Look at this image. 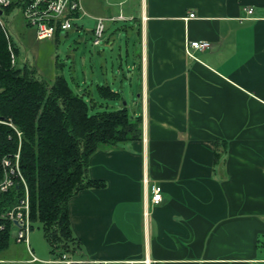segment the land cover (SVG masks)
<instances>
[{"label": "crops", "instance_id": "crops-1", "mask_svg": "<svg viewBox=\"0 0 264 264\" xmlns=\"http://www.w3.org/2000/svg\"><path fill=\"white\" fill-rule=\"evenodd\" d=\"M120 14L127 20H112ZM87 16L93 33L100 18L122 23L120 34L138 53L124 68L120 49L118 71L108 75L102 65L101 75L85 51L77 91L97 106L96 86L100 99L131 108L142 136L90 157L89 177L105 186L69 200L79 247L67 258L264 264V0H81L77 18ZM192 41L210 47L189 54ZM102 42L114 49L110 36ZM102 85L118 96L104 98ZM152 182L162 187L159 204L151 202ZM0 264L62 263L38 260L11 236Z\"/></svg>", "mask_w": 264, "mask_h": 264}, {"label": "trees", "instance_id": "trees-1", "mask_svg": "<svg viewBox=\"0 0 264 264\" xmlns=\"http://www.w3.org/2000/svg\"><path fill=\"white\" fill-rule=\"evenodd\" d=\"M30 2L11 1L2 10L4 14L14 7L23 11ZM12 52L18 54V48L0 24V156L12 155L20 147L21 169L31 191L32 221H40L51 251L61 258L79 247L71 232L69 200L84 189L105 186L89 177L90 157L101 148L139 140L142 118L127 107L91 113L95 106L63 75L53 83L39 79L31 65H13ZM98 90L107 99L118 96L109 86ZM12 192L0 196V215ZM10 239L7 225L0 230V251Z\"/></svg>", "mask_w": 264, "mask_h": 264}, {"label": "rangeland", "instance_id": "rangeland-1", "mask_svg": "<svg viewBox=\"0 0 264 264\" xmlns=\"http://www.w3.org/2000/svg\"><path fill=\"white\" fill-rule=\"evenodd\" d=\"M1 19L8 28L12 41H15V45L18 48V54L14 53L17 65L20 67L27 64L31 65L36 71V77L48 83H53L58 75H63L75 91H77V85H80L81 80H83L82 70L84 71L85 69L81 66V56L85 51L89 57V66L93 63L97 66L96 70L99 71V66L105 65L108 75L114 71H118L120 52L122 53V66L124 68L127 61L134 58V51L138 53V48L134 45L133 39L127 40L120 34V30L123 27V24L120 22L110 23L109 25H107L108 22L105 23L106 31L104 35L106 37L110 36L114 43V49L111 50V47L104 42L97 46L94 45L92 29L95 27V21L89 16L81 19L76 18L73 21V27L68 31H59L61 33L60 38L53 41H37L34 28L28 25L21 11L16 7L12 8L9 13L3 14ZM18 39L22 40L25 47L18 44ZM120 49L121 51L119 52ZM127 50H129V57L126 55ZM102 70L99 71L101 75L103 74ZM91 89V97L98 103L97 106L91 109V113L102 109H117L114 106V102H106L99 98L96 86ZM124 95L130 107V93L126 91ZM122 104L124 103L122 102ZM128 109L132 111L131 108ZM16 232L17 229L14 228L11 233L12 238L15 237ZM30 246L34 251V255L40 261H52L60 258L56 253L51 251V246L45 237L43 225L40 221H32Z\"/></svg>", "mask_w": 264, "mask_h": 264}, {"label": "built area", "instance_id": "built-area-1", "mask_svg": "<svg viewBox=\"0 0 264 264\" xmlns=\"http://www.w3.org/2000/svg\"><path fill=\"white\" fill-rule=\"evenodd\" d=\"M11 0H0V8L9 6ZM81 11V0H32L23 9V16L29 26L35 30L37 40L44 41L53 39L59 31H68L73 27V21L78 17ZM253 9L247 10L248 15H252ZM190 18L194 14L189 15ZM127 20V17L120 14L112 20ZM0 24L5 30L7 38L10 34L0 19ZM105 19L100 18L94 30V44L98 45L104 36ZM210 47L207 41L189 42L187 52L190 49L203 50ZM10 50L12 51L11 47ZM15 54L12 52L11 62L16 64ZM2 120H0V123ZM11 127L15 129L13 125ZM17 131V129H15ZM19 137L21 133L17 131ZM151 191V202L159 204L162 201V187L156 182L149 184ZM16 190L15 192H12ZM10 204L4 209L0 215V230H5L7 225L11 226V233L16 228L15 239L17 242L25 243L30 250L29 235L31 232V191L29 184L22 172L20 164V147L18 151L12 155L0 156V196H7L10 193ZM148 214V213H146ZM62 264L83 263V261H71L63 254L59 258ZM147 264H156L154 261H148Z\"/></svg>", "mask_w": 264, "mask_h": 264}, {"label": "water", "instance_id": "water-1", "mask_svg": "<svg viewBox=\"0 0 264 264\" xmlns=\"http://www.w3.org/2000/svg\"><path fill=\"white\" fill-rule=\"evenodd\" d=\"M4 14V11L0 8V16H2ZM125 104V102H124Z\"/></svg>", "mask_w": 264, "mask_h": 264}]
</instances>
